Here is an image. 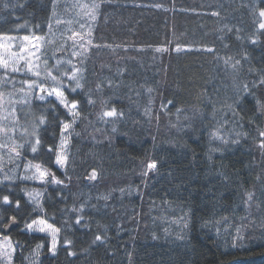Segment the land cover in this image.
<instances>
[{"label":"trees","instance_id":"16d2710c","mask_svg":"<svg viewBox=\"0 0 264 264\" xmlns=\"http://www.w3.org/2000/svg\"><path fill=\"white\" fill-rule=\"evenodd\" d=\"M74 2L58 0L62 19H72ZM255 6L264 2L104 0L93 23L94 44L100 47L91 48L79 65L84 89L73 96L81 101L82 118L75 125L79 135L70 139L66 168L54 164L47 146L60 139L54 117L71 118L63 109H48L49 123L40 131L43 144L36 162H44L64 183L21 181L25 161H18L21 167L13 173L14 164L5 157L0 180L5 172L17 179L0 183V197L21 201L20 210L0 203L3 222L11 215L18 219L10 230L20 241L14 264H264V150L258 147L255 125L248 122L254 100L264 101V85L252 87L264 75V32L253 24ZM51 12L52 0H0V31L27 34L28 29H15L25 22L29 29L40 24L47 31ZM227 57L241 60L237 70L225 65ZM244 84L254 95L239 121L226 105ZM89 92L94 105L87 102ZM150 96L151 119L144 114ZM161 100L173 101L167 113L160 109ZM103 101L123 111L115 125L98 119ZM43 108L34 100L28 119ZM177 108L184 110L179 119ZM256 124L264 128V117L257 116ZM219 125L233 138V130L247 136L227 146L210 141ZM211 147L221 151L210 152ZM26 155L31 159L33 154ZM149 159L158 161V170L143 177L142 161ZM93 169L94 180L89 179ZM34 188L41 192L44 212H33L28 203L24 189ZM247 192L254 193L249 203ZM81 206L83 212L71 211ZM38 215L61 228L56 255L48 250L46 235L22 231L24 222ZM77 216L83 217L80 224ZM97 234L106 237L103 243L93 244ZM64 238L72 244L66 246ZM39 243L45 246L33 255Z\"/></svg>","mask_w":264,"mask_h":264},{"label":"snow or ice","instance_id":"6c2138e0","mask_svg":"<svg viewBox=\"0 0 264 264\" xmlns=\"http://www.w3.org/2000/svg\"><path fill=\"white\" fill-rule=\"evenodd\" d=\"M264 2V0H262ZM104 0H75L71 5L73 10L72 19L64 20L57 12L58 0H52V12L48 18L46 28L44 31L40 24H36L34 29H40L37 32L34 29H29L27 22L25 24L15 25L18 32L21 28L28 29V33L24 35L11 34L9 31H0V172H3L5 157L8 163L14 164L11 170L13 173L21 165L18 163L24 160L23 174L19 176L21 181H37L41 185L54 183L57 185L63 184L55 172L52 171L44 162H36L37 156L40 153L43 140L40 135L42 126L49 123L48 116L44 113L51 109L53 113H58L60 109L64 110L65 116L71 119L59 120V143L49 144L47 152L54 157V164L64 169L69 164V144L73 134L79 135L75 132V125L79 119L82 118L81 101L76 99L73 94L78 90L84 89V69L79 65L84 63L88 54L93 47H100L94 44L93 23L97 20L99 9ZM246 6V5H242ZM7 7V4H5ZM256 15L253 24L256 26L258 32H264V7L255 6L252 9ZM212 15L218 16V12H213ZM63 26V27H61ZM232 31V29H229ZM239 33L240 29L235 30ZM237 39H241L238 35ZM252 43H256L252 39ZM110 47V46H109ZM167 49H156V51H166ZM179 47L177 51H179ZM209 52L214 51L211 48L206 49ZM70 53V57H69ZM59 54V55H58ZM247 60V54L243 57ZM232 57L224 59L225 65H228L233 70H237V66L241 64V60L236 59L232 62ZM50 61H53L50 63ZM111 85V81L108 82ZM264 85V75L258 81H254L252 87H259ZM102 85L97 84V91L101 90ZM149 94L154 92L153 88H148ZM251 93L248 84L243 85L242 91L238 90L232 103L226 105L227 109L234 117H238L239 121L245 119V103L249 102ZM88 104L94 105L96 101L88 93ZM72 97V98H70ZM38 100L42 102L44 108L41 114L35 119H28L33 115L31 109L33 101ZM154 103L153 99L149 98V106L145 108L144 114L149 119L152 118L151 105ZM173 101L161 100L160 109L165 113L168 112V105ZM103 106L99 113L98 119L104 123H112L121 119L124 116L123 111L118 110L115 106L108 107V101L102 102ZM27 108L28 111H24ZM255 111L252 116L248 117V122L255 125L258 133L259 141L258 147L264 150V128L256 124V117H264V101L259 99L254 100ZM215 111V108H214ZM182 108H177V118L179 114L183 113ZM157 121L159 116H156ZM187 120L188 117L185 116ZM242 126V125H241ZM176 127V125H173ZM223 125L215 127L210 132V141H219L221 145L227 146L229 143H239V137L247 136V133L222 132ZM115 126L112 127V132H116ZM30 151L32 158L29 159L26 152ZM210 152L221 151L219 147H211ZM158 170V161L156 159H149L147 162L142 161L141 175L148 177L149 173ZM97 172L92 170L89 179H96ZM17 179L15 175L3 174L4 181L14 182ZM28 203L33 205L32 211L37 209L44 212L43 206L40 202L41 192L37 189L28 191ZM121 192L124 189L120 190ZM249 203L253 200L254 193H246ZM107 199V197H104ZM0 203L4 205H13L17 210L21 209V201L19 199L13 201L9 195L0 197ZM71 211L83 212V206L79 209L75 207ZM82 216H77L75 223L80 224ZM4 217L0 215V264H14L17 250L20 248V241L15 240L10 234V229L17 225L18 219L16 215L8 217L7 222H3ZM187 227V224L184 225ZM33 233H43L49 238L48 250L56 255L58 245L60 244L61 228L54 223H50L45 215H38L36 218H31L24 222L22 231ZM240 229H237L239 233ZM106 237L97 234L93 240L103 243ZM64 244L70 246L72 241L64 238ZM43 243L35 245L31 250L33 255H38L39 251L44 247ZM68 255H75L74 252L69 251ZM25 260L28 257H24Z\"/></svg>","mask_w":264,"mask_h":264},{"label":"rangeland","instance_id":"374dc122","mask_svg":"<svg viewBox=\"0 0 264 264\" xmlns=\"http://www.w3.org/2000/svg\"><path fill=\"white\" fill-rule=\"evenodd\" d=\"M12 229H13V228H12ZM12 229H11V230H12ZM39 234H43V233H39ZM44 235H45V234H44Z\"/></svg>","mask_w":264,"mask_h":264},{"label":"water","instance_id":"95a60500","mask_svg":"<svg viewBox=\"0 0 264 264\" xmlns=\"http://www.w3.org/2000/svg\"><path fill=\"white\" fill-rule=\"evenodd\" d=\"M14 227H15V226H14ZM14 227H13V228H14ZM11 229H12V228H11ZM11 229H10V230H11Z\"/></svg>","mask_w":264,"mask_h":264}]
</instances>
